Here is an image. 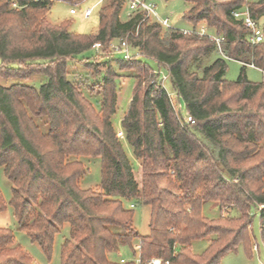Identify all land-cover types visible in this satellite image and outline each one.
<instances>
[{"label": "trees", "instance_id": "trees-1", "mask_svg": "<svg viewBox=\"0 0 264 264\" xmlns=\"http://www.w3.org/2000/svg\"><path fill=\"white\" fill-rule=\"evenodd\" d=\"M55 1L0 0V79L12 80L0 82V167L12 183L19 229L50 255L68 224L61 264H136L109 258L122 246L138 250L139 264L152 258L221 264L240 245L250 254L259 246L255 213L264 242V207L253 212L264 206V79L250 81L246 67L264 71V41L251 43V29L233 11L247 6L259 22L264 0H185L183 18L212 28L223 38L222 51L211 37L166 26L142 10L123 20L125 0H103L95 33H72L68 23L48 19ZM122 40L137 52L113 56L115 64L77 59L95 43L103 58L112 55L111 44ZM226 58L243 64L236 80L225 78ZM75 60L91 77L70 70ZM121 71L136 80L121 128L140 179L112 119ZM33 76L42 77L38 86L25 83ZM166 81L192 122L176 112ZM82 89L99 97V109ZM81 156L101 158L97 188L79 185L88 171ZM207 202L238 214L208 218ZM132 204L150 206L145 235L133 225ZM5 208L0 195V211ZM209 235L215 237L195 254L192 242ZM0 264H33L7 227H0Z\"/></svg>", "mask_w": 264, "mask_h": 264}, {"label": "rangeland", "instance_id": "rangeland-1", "mask_svg": "<svg viewBox=\"0 0 264 264\" xmlns=\"http://www.w3.org/2000/svg\"><path fill=\"white\" fill-rule=\"evenodd\" d=\"M131 0H125V5L121 11V18L123 20L128 18V15L131 13L129 9V3ZM142 1V0H138ZM149 3H153L155 5L156 17L159 19L168 18L169 23L172 27L178 28L184 31H200L202 27L207 28V32L210 35H215V31L212 28H209L204 23H200L198 25H193L189 21L183 18L184 12L188 9V4L185 0H145ZM103 5V0H83L79 4H72L70 2L64 0H56L52 7L48 12V19L55 24L68 23V30L72 33L77 34H92L95 33L99 28V11L101 6ZM76 9L75 13H71V9ZM91 8L92 13L89 16H85V10ZM261 26H264V16L260 19ZM137 52L135 49L130 48V53L133 54ZM99 51L95 49H89L77 56V59L81 57H90L91 60L95 62H99L100 64L103 61L111 60L113 64L115 61L113 60V56L116 58H122L123 54L115 53L112 55H107L106 57H102V54H98ZM96 54L94 57L93 55ZM93 56V57H92ZM218 56L217 53L212 54L207 60L206 64L211 63L213 59ZM143 59H146L143 57ZM153 67H156L155 63L152 60L147 59ZM227 61V72L225 78L232 81L236 80L241 72L243 67L242 62L232 59L226 58ZM72 65L70 66L71 71H79L82 76L91 77L89 71L90 68L84 66L82 63L78 61L70 62ZM163 77L166 78L165 71ZM121 76L118 80V110L117 113L113 116L114 126L120 135L124 148L130 157L131 161L135 166V174L140 179V168L139 163L133 156L132 149L130 145L124 138V133L121 128V119L127 111L130 99L133 94V89L135 86V78L133 77L132 72L129 71H121ZM246 74L250 81L260 82L263 79L262 71L250 64L246 67ZM41 76H33L29 80H25V83L40 84ZM44 78V77H43ZM71 79H75L74 76L70 75ZM45 80V78H44ZM0 82L4 84H10L12 80H3L0 79ZM167 89L171 94H175L171 89L169 81H166ZM83 93L94 103L97 109H99V97L96 95H91L87 90L82 89ZM175 105L178 104V100L176 98V94L174 95ZM181 112L182 114H186L187 110L185 105L181 102ZM37 122L40 124L41 121L37 119ZM43 128V127H42ZM44 130L46 129L43 128ZM80 160L84 167L87 168L86 174H84L79 179V185L82 188H97L101 182V158L100 157H91V156H81L76 157ZM0 195L6 203V208L3 211H0V227H7L11 229L14 233L15 239L17 243L20 244L22 249L27 252L33 260V264H61V246L62 243L69 235V227L68 224H65L61 229L60 233H58L55 237V241L53 244L52 253L47 255L41 246L31 240L28 234L19 229L17 220L14 216L13 208L10 204L12 198V183L9 181L7 176L4 173L3 167H0ZM124 205L130 207V202L124 201ZM135 214L133 219V225L137 228L140 234L145 235L149 232V219H150V206L136 204V206H132ZM262 207L260 206L258 209H254L253 212H258ZM203 214L208 218L215 219L219 218L221 215L225 214H238L236 209H224L220 210L218 206H215L212 202H207L203 206ZM260 217L258 213H255L252 223V230L254 235V242L258 244V249L253 250L250 254H248L245 248L240 245L236 252H230L224 256L221 261V264H264V242L261 239L260 235ZM115 230H119L114 228ZM214 235H209L202 239H197L192 242V251L195 254H201L208 246L210 240L214 238ZM134 245L139 244L138 239L135 240ZM139 253L138 250L134 253L132 249L128 246H122L118 252H112L109 254V258L112 260H120L121 258H125L127 261L138 259Z\"/></svg>", "mask_w": 264, "mask_h": 264}, {"label": "built area", "instance_id": "built-area-1", "mask_svg": "<svg viewBox=\"0 0 264 264\" xmlns=\"http://www.w3.org/2000/svg\"><path fill=\"white\" fill-rule=\"evenodd\" d=\"M129 9L130 11H137V10H142L146 12V16L147 17H155L157 20H159L160 22H162L164 25L166 26H171L169 23V19L168 18H164V19H159L158 17H156V12H155V5L153 3H149L145 0L142 1H138V0H131L129 3ZM76 9L72 8L71 9V13H75ZM92 13V9L88 8L85 10V16H89ZM233 15L238 18V19H242L244 24L249 27L251 29L250 35H249V40L251 43H258V42H263L264 41V28L263 26H261V24L255 20L250 12H249V8L246 6L244 8H240L237 10L233 11ZM187 32H191V31H187ZM195 33H198L200 35H207L209 37H211L212 39H214L217 42V45L221 50V41H222V37L220 36H215V35H210L207 32V28L206 27H202L200 31H192ZM100 43H95L93 45L95 50H99L100 48ZM111 48L113 50V52L115 53H121L123 54V56L125 58H129L130 56H132V54L130 53V45L128 44V42L126 40H122V41H118V42H114L111 44ZM251 66H254L253 64H250ZM262 71L263 74V79H264V71ZM175 94H170L171 97V101L173 103V106L176 110L177 113L180 114L182 121L185 122H192V116L189 114V112L187 111V113L184 115L181 112V102L178 98V96L176 95V98L178 100V104L175 105V101H174V96ZM133 206V204H132ZM136 249H139V245H136ZM255 250L258 249V246L255 245L254 247ZM121 262H125L127 261L125 258H121L120 259ZM148 264H161V259L159 258H152L151 260L147 261ZM136 264H139V259H136Z\"/></svg>", "mask_w": 264, "mask_h": 264}]
</instances>
